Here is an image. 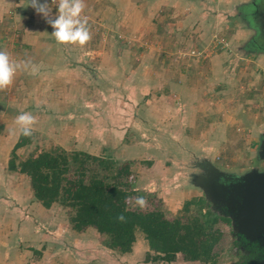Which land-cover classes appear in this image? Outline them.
<instances>
[{
    "label": "rangeland",
    "instance_id": "obj_1",
    "mask_svg": "<svg viewBox=\"0 0 264 264\" xmlns=\"http://www.w3.org/2000/svg\"><path fill=\"white\" fill-rule=\"evenodd\" d=\"M85 4L83 47L57 44L31 4L2 30L0 49L39 72L18 70L0 90V264H203L182 253L153 261L141 230L129 260L120 258L106 234L73 228L70 206L45 207L31 178L9 166L21 111L36 124L17 163L55 147L112 159V176L127 168L119 177L131 209L219 218L205 264H264V232L247 237L256 225L238 219L239 189L264 175V0Z\"/></svg>",
    "mask_w": 264,
    "mask_h": 264
},
{
    "label": "trees",
    "instance_id": "obj_2",
    "mask_svg": "<svg viewBox=\"0 0 264 264\" xmlns=\"http://www.w3.org/2000/svg\"><path fill=\"white\" fill-rule=\"evenodd\" d=\"M29 140L20 135L9 162L10 169L25 172L31 178L34 195L45 207L55 202L70 206L74 211V229L81 231L92 226L108 236V247L124 253L132 250L137 231L141 230L155 253L148 255L153 261L172 262L178 253L203 264L214 259V243L221 237V231L215 228L219 219L216 216L183 221L168 219L157 209H131L128 191L119 177L127 168H120L112 176L113 161L105 157L79 151L69 153L55 147L17 163L16 150ZM92 163L96 166L92 167ZM118 213L125 215V221L115 219Z\"/></svg>",
    "mask_w": 264,
    "mask_h": 264
},
{
    "label": "clouds",
    "instance_id": "obj_3",
    "mask_svg": "<svg viewBox=\"0 0 264 264\" xmlns=\"http://www.w3.org/2000/svg\"><path fill=\"white\" fill-rule=\"evenodd\" d=\"M29 3L51 25V36L57 44L83 47L91 39L88 17L84 12L85 0H51V4L48 0H29ZM18 70L35 75L39 72V66L31 60H13L7 51L0 49V90L13 84ZM15 124L19 134L31 137L36 117L29 111H21L15 117ZM135 203L143 209L146 198L142 195L136 196ZM115 219L123 222L126 217L123 213H118Z\"/></svg>",
    "mask_w": 264,
    "mask_h": 264
},
{
    "label": "water",
    "instance_id": "obj_4",
    "mask_svg": "<svg viewBox=\"0 0 264 264\" xmlns=\"http://www.w3.org/2000/svg\"><path fill=\"white\" fill-rule=\"evenodd\" d=\"M249 179L248 177L245 187L239 189L243 201L238 207V219L242 227L256 225V230L246 229L247 237H253L264 232V175L254 178L255 180Z\"/></svg>",
    "mask_w": 264,
    "mask_h": 264
},
{
    "label": "crops",
    "instance_id": "obj_5",
    "mask_svg": "<svg viewBox=\"0 0 264 264\" xmlns=\"http://www.w3.org/2000/svg\"><path fill=\"white\" fill-rule=\"evenodd\" d=\"M41 2H44L42 0ZM30 4L29 0H0V45L5 44L6 37L3 36V29H8L11 27V19H14L15 16H17V13L24 14L23 11L25 5ZM25 10V9H24ZM7 32V31H6ZM16 232V231H15ZM14 252L19 253L17 247H14ZM22 258V255H20ZM120 258H126V260H129V255L125 253L123 256L122 254L119 255ZM12 256L10 255L8 259H10V262H12ZM73 261H76V259H73ZM126 262V261H125Z\"/></svg>",
    "mask_w": 264,
    "mask_h": 264
}]
</instances>
